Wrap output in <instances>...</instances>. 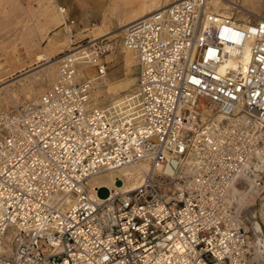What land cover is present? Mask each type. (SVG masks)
Returning a JSON list of instances; mask_svg holds the SVG:
<instances>
[{"label": "built area", "instance_id": "obj_1", "mask_svg": "<svg viewBox=\"0 0 264 264\" xmlns=\"http://www.w3.org/2000/svg\"><path fill=\"white\" fill-rule=\"evenodd\" d=\"M59 9L73 36L76 19ZM122 43L138 75L120 104H93L78 70L87 60L106 72L114 45L102 35L62 50L38 97L0 106V264H249L228 189L264 147V9L173 0L127 23ZM229 56L236 65L220 71ZM143 162L134 187H119L122 174L101 197L89 182Z\"/></svg>", "mask_w": 264, "mask_h": 264}, {"label": "rangeland", "instance_id": "obj_2", "mask_svg": "<svg viewBox=\"0 0 264 264\" xmlns=\"http://www.w3.org/2000/svg\"><path fill=\"white\" fill-rule=\"evenodd\" d=\"M52 0H0V106L13 107L31 98L38 97L53 80L57 68V58L62 50L71 49L74 38L68 34L62 24L59 5ZM173 0H140L138 8L130 20L112 30L107 36L113 43V49L102 55L106 60L107 84L93 88L92 100L98 105L121 103L128 98L135 88L138 75V63L134 53L124 47L122 33L124 26L139 14L149 15L154 10ZM231 7L227 10L233 15H244L246 12L263 13L264 0H224ZM220 12H226L221 10ZM65 37L60 40V35ZM104 32L92 33V39L105 35ZM58 36V37H56ZM64 41V42H63ZM45 54V59L41 57ZM85 65V62H84ZM94 67L88 68L91 77ZM48 73V74H47ZM82 76V74H80ZM95 89V91H94ZM94 93V94H93ZM258 157L254 156L256 161ZM252 160V161H253ZM252 168L251 171L253 172ZM260 184L256 193L240 206L241 217L249 229L251 245L254 240L261 241L264 250V165L255 169ZM238 187L245 190L251 186L249 180L239 181ZM264 252V251H263ZM249 264H264V253L261 261Z\"/></svg>", "mask_w": 264, "mask_h": 264}, {"label": "bare ground", "instance_id": "obj_3", "mask_svg": "<svg viewBox=\"0 0 264 264\" xmlns=\"http://www.w3.org/2000/svg\"><path fill=\"white\" fill-rule=\"evenodd\" d=\"M230 7L231 6L228 3H225L224 0H206V8L208 10H211V11L220 12L221 10H225L226 12H220V13L232 14L231 12L227 11ZM59 12H60V15H61V18H62V23H63V13L60 11V9H59ZM149 15H151V14H149ZM149 15L139 14L136 18L132 19L131 21L137 20V19H142V18L147 17ZM241 16H243V15H241ZM131 21H129V22H131ZM64 28H65L66 32L68 34H71V36H72V32L69 31V28L67 26L66 27L64 26ZM110 32H108V33L110 34ZM108 33H106L105 35H107ZM71 38H73V37H70L69 40H68V43H70V44L73 43ZM77 47L78 46H73V47H71V49H68V50L75 51V49H77ZM85 47L86 46H83V48H85ZM124 47L127 48L128 50H130L125 45H124ZM88 50L89 49L86 48V51H88ZM240 52L242 54V63L245 64L247 62L249 56H250V48H249V46L248 45L245 46L244 48H242L240 50ZM41 57L45 59L46 56H45V54H42ZM84 62H85V65H84ZM56 63H58V58H57V62ZM235 65H236V63H235L234 59L231 56H229L225 60V62L220 66L219 69H220V71H224L225 67H227V66L234 67ZM91 67H92L91 64L87 60H83L82 62L80 61L79 65H78L79 73L80 74H84V72H87V69L91 68ZM55 74H56V71L53 74V79L55 77ZM93 74L95 76L91 77V75L88 74L87 77L89 76L91 78V80L93 82V85H94L93 87L95 89H96L97 85L98 86H102V85L107 84V80H108V78L106 79L107 72H105L100 77H96V74L94 72H93ZM83 76H85V75H83ZM95 89H94V91H95ZM92 103L95 104V105H98L93 100H92ZM256 157H258V159L256 161L253 160V161H251V163H249L248 166L250 167V169L255 168V169L258 170V169L262 168V166L264 165V147L261 148L256 153ZM147 169H148L147 164L144 163V162L140 163L139 165H129V166H125V167H122V168H119V169H116V170H110V171H106V172H102V173H99L97 175H94V176H92L89 179V182H90L92 187H96L98 185L111 187L113 185L114 178L115 177H122V174H124L126 176L125 177V181L121 185H119L120 184L119 183L118 184L119 187H121V186L122 187H126V186L134 187L141 180L140 179L141 173L144 172V171H147ZM255 169H253L254 174H256ZM245 178L247 180H249L250 183H251V186L249 187L248 190L239 189L236 186V185H238L236 183V181L233 182L230 185L229 189H228L229 199L238 209L240 208V206L245 205V204H243L245 201H247L250 197H253L252 196L253 192L255 193L256 187H258L256 185H254L253 181L255 180V178H252L249 175H245ZM91 193H92V196H95V197L97 196L98 197V195H96L93 190H92ZM240 210H241V208H240ZM263 251L264 250H262L261 241L259 239L254 240V242L251 245V251H250L249 259H251V261H261L263 259V253H264Z\"/></svg>", "mask_w": 264, "mask_h": 264}, {"label": "crops", "instance_id": "obj_4", "mask_svg": "<svg viewBox=\"0 0 264 264\" xmlns=\"http://www.w3.org/2000/svg\"><path fill=\"white\" fill-rule=\"evenodd\" d=\"M140 0H52L75 18L74 38L84 39L94 32H108L130 20ZM65 29V28H64ZM61 33L60 40L66 38ZM58 37V36H56ZM92 37V36H91ZM64 42V41H63ZM237 186V185H236ZM238 187V186H237ZM240 189V187H238ZM249 187L246 188L248 190ZM242 190V189H241ZM256 193V191H255ZM253 192V195H255Z\"/></svg>", "mask_w": 264, "mask_h": 264}, {"label": "water", "instance_id": "obj_5", "mask_svg": "<svg viewBox=\"0 0 264 264\" xmlns=\"http://www.w3.org/2000/svg\"><path fill=\"white\" fill-rule=\"evenodd\" d=\"M120 182L121 181L119 179H117L116 183L119 184ZM97 193H98L99 196L105 197V196L108 195L109 190H108V188L106 186H100L97 189Z\"/></svg>", "mask_w": 264, "mask_h": 264}]
</instances>
